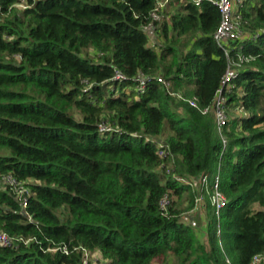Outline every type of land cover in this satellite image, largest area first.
<instances>
[{"label":"trees","instance_id":"trees-1","mask_svg":"<svg viewBox=\"0 0 264 264\" xmlns=\"http://www.w3.org/2000/svg\"><path fill=\"white\" fill-rule=\"evenodd\" d=\"M0 3V231L31 239L0 245V264H82V247L106 264H250L264 250V0L240 6L245 30L258 34L231 42L229 55L209 0H174L156 22L161 45L145 30L156 0ZM239 53L253 58L227 93L225 147L214 115L177 100L157 77L205 107ZM117 70L126 78L115 80ZM103 121L114 130L101 133ZM218 170L228 203L220 235L212 208L202 241L184 217L195 192L176 176ZM8 173L29 180L26 209L3 188Z\"/></svg>","mask_w":264,"mask_h":264},{"label":"built area","instance_id":"built-area-1","mask_svg":"<svg viewBox=\"0 0 264 264\" xmlns=\"http://www.w3.org/2000/svg\"><path fill=\"white\" fill-rule=\"evenodd\" d=\"M174 0H156L155 8L151 13L152 21L145 26V30L151 36L155 34L157 30L156 22L160 23L165 14V10ZM199 4L202 0H192ZM216 4L221 13L220 24L217 27L214 37L217 42L225 48L226 54L229 55V45L232 42L242 41L245 38H255L258 33L254 34L245 30L244 18L240 12V6L244 3V0H209ZM25 7V6H24ZM1 3H0V15H1ZM229 58H231L229 56ZM253 57L245 56L242 53L238 54L237 59H230V65L222 77L221 85L218 88L214 99L211 104L205 107H201L195 98L186 97L181 91L174 90L172 81L165 78L162 75L157 77V81L161 83L170 95L174 96L177 100L186 101L192 107L199 109L202 113H212L215 117L217 128L221 134L224 146L227 145V138L223 135L225 125L229 121L227 101V93L233 88V81L239 75L238 66L242 62L248 61ZM126 76L117 70L114 77L115 80H123ZM148 76L144 73H140L136 78V91L138 93H144L148 85ZM114 128L107 122L103 121L99 124V131L101 133H107L113 131ZM158 147V154L160 157H166L169 154L168 147L162 139L155 140ZM176 176V175H175ZM176 178L183 184L189 185L195 192L194 210L200 213H204L207 206L210 205L215 215L218 218V224L216 227L217 234L221 233L220 216L222 210L226 207L228 199L224 192L220 188V170L213 176L209 173H203L199 177H193L186 179L176 176ZM29 180H18L12 173L4 174L2 176L3 188L10 189L21 202L23 209L28 206V200L31 195V189L28 186ZM172 203V197L170 194H166L160 203V207L164 212H167L168 207ZM29 220H32V216L27 213ZM31 239H24L23 237H15L11 234L0 231V245L5 247H15L18 241L28 243ZM67 252V249L65 247ZM83 260L82 264H106L103 255H98L97 251H91L85 247H82ZM264 263V250L253 256L250 264H263Z\"/></svg>","mask_w":264,"mask_h":264},{"label":"crops","instance_id":"crops-1","mask_svg":"<svg viewBox=\"0 0 264 264\" xmlns=\"http://www.w3.org/2000/svg\"><path fill=\"white\" fill-rule=\"evenodd\" d=\"M168 7H171V4ZM155 37H157L156 34H152L150 36V43L151 44L155 43V40H154ZM233 113L235 116L242 114L241 110L237 109V108L233 109ZM187 204H188V201L185 200L183 206H186ZM254 207L256 209H260V206L258 204H255ZM206 211H207V209L205 210L204 213H200L198 211H195L194 207H193L192 209H190L184 213V217H185L186 221L188 223L192 224L196 228V230L198 231L199 234L203 235L202 239H204V240H206V237H207V226H208L207 221H206L207 220Z\"/></svg>","mask_w":264,"mask_h":264},{"label":"rangeland","instance_id":"rangeland-1","mask_svg":"<svg viewBox=\"0 0 264 264\" xmlns=\"http://www.w3.org/2000/svg\"><path fill=\"white\" fill-rule=\"evenodd\" d=\"M24 2V1H23ZM23 2H19L18 4H16V6L17 7H19V9H22L24 6H25V3H23ZM174 7H175V5H172L171 7H169V9H168V14H170V12H172L173 11V9H174ZM167 14V15H168ZM185 39H184V41H186V39H188V37H184ZM155 42L156 43H158V45H161V44H164L165 43V40L163 39V37L160 35L159 37L157 36V37H155ZM190 45H188V46H183V48H184V50H186L188 47H189ZM91 53H94L93 51L91 52ZM231 112H233V111H231ZM30 182H34V180H30ZM184 205V201L182 202V206ZM207 209V208H206ZM209 210H210V214L208 213V210L206 211V216H207V224H208V221L209 220H211V218H213L214 217V214L212 213V207H210L209 208ZM199 237L202 239L203 238V235L202 234H199ZM204 239H202V241H203ZM98 252V251H97ZM101 252H98V255H101L100 254ZM105 259V258H104ZM105 261H107V260H105ZM153 264H168V263H166V262H162V260H158V261H156L155 263H153Z\"/></svg>","mask_w":264,"mask_h":264}]
</instances>
